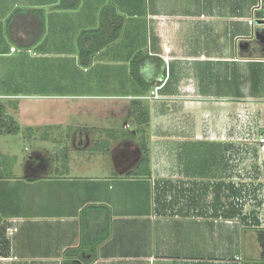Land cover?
Listing matches in <instances>:
<instances>
[{
  "label": "crops",
  "instance_id": "1",
  "mask_svg": "<svg viewBox=\"0 0 264 264\" xmlns=\"http://www.w3.org/2000/svg\"><path fill=\"white\" fill-rule=\"evenodd\" d=\"M94 30L102 33L88 44L106 45L85 65L77 39ZM134 57L136 75L151 69L140 67L141 57L160 63L147 91L130 75ZM97 67L103 80L73 83V68ZM82 100L101 106L73 115V102ZM133 100L148 109L142 126ZM244 107L259 116L264 136V0H0V109L18 126L15 134L0 126V264L197 263L198 206L181 201L169 210L155 197L165 182L177 191L190 186L194 196L201 181L232 179V112ZM122 113L135 141L120 142L112 121ZM77 119L104 120L108 128L90 122L73 129ZM139 136L149 175H142ZM103 137L106 150L97 147ZM203 143L217 151L207 154L201 178ZM102 151L116 168L111 177L72 175L78 163L93 169ZM130 174L140 190L105 187L136 181ZM106 223L107 239L83 246Z\"/></svg>",
  "mask_w": 264,
  "mask_h": 264
},
{
  "label": "rangeland",
  "instance_id": "2",
  "mask_svg": "<svg viewBox=\"0 0 264 264\" xmlns=\"http://www.w3.org/2000/svg\"><path fill=\"white\" fill-rule=\"evenodd\" d=\"M100 70L102 69L97 67L88 72L78 74L75 72V68H73V83L80 82L84 86L86 83H91L95 79H97L99 82L105 77V73L100 72ZM32 102H34V100ZM85 102H87V104H85ZM107 105L110 106L111 104L107 103L106 106ZM80 106L92 109L91 112H93L101 105L99 103L96 104L95 101L86 100L73 102V115L76 112H81V108L79 109ZM244 109L242 108L239 111L238 109H233L232 112V149L231 155H229V159H231L230 165L232 166V179L229 180H231V182L234 183L237 188H240L241 191L238 193L239 195H235L233 198L229 196V198L226 199L225 197L227 195V189L223 188L221 195L224 197L222 202H225L226 208L229 204V201H232L233 199L232 202H234L235 207L241 210V216H244L246 219L241 220L240 217L226 219L223 218L222 215H219V217H214L211 202L213 198V190L215 184L218 181L208 182L205 180L203 182H199L197 185L199 194L198 198L202 196L201 199L204 200L200 203V205H198V211L200 213L199 261L215 258L223 263L233 261L237 264H264V261L260 259V248L256 242L257 233L259 231H264V156L260 158L257 148V140L261 133V126L263 124L262 122H259V118H257L259 116L255 115L252 117L251 114H249V109L245 107ZM90 122L98 123L103 128H108L106 126L108 122L104 120L82 121L77 119L72 121V126L74 129L80 126H87ZM125 123H132V121L129 119L128 113L127 115H125V113L120 115L117 114L112 121L113 126H115L116 129H119L120 133H123L122 138H120V142L135 141V136H133V133L131 132L132 127L126 129ZM206 125L207 122H205V126L203 125V122H201V127H208ZM104 137L101 139L99 138L100 142L97 147L100 150H106L108 148L106 146L107 138ZM141 139L145 140V138L142 136L136 137L135 143L141 152L139 155V160L142 158L144 145ZM216 151L217 150L215 147H212L207 143L200 145L199 167L201 169V178L205 175L203 173L207 171V154L211 152L215 153ZM102 154V157L98 156L96 160L93 159V163H90L93 165V169L83 171L78 167V163L76 165L77 168H74V170L71 172L72 175L79 176L80 173L84 172L82 175L85 177H107L111 171H116L110 154L104 152ZM128 177L134 178L136 181L131 183H120L118 181L121 180L115 179L114 181L112 180L110 183L106 184L105 187L107 188L108 185H110L113 189L111 192L113 193L119 191L120 189H124L126 191L130 190L131 192L140 190L141 187L139 186H141V184L138 182V178L135 177L134 174H130ZM229 180H226L227 183L224 184L230 183ZM188 188H190V186H186L184 190ZM105 195L108 196V193H105ZM185 200L186 199H184V203ZM219 214L221 213L219 212ZM255 221L258 223L257 225ZM195 232L197 233L198 231Z\"/></svg>",
  "mask_w": 264,
  "mask_h": 264
},
{
  "label": "trees",
  "instance_id": "3",
  "mask_svg": "<svg viewBox=\"0 0 264 264\" xmlns=\"http://www.w3.org/2000/svg\"><path fill=\"white\" fill-rule=\"evenodd\" d=\"M120 31V27L115 29V36L107 40L106 43H110L114 39H116L117 34ZM43 30L36 36L35 38H32V41H30L29 45L37 41L40 36L42 35ZM102 32L100 30H94V31H86L82 32L78 39H77V47L79 51V59L83 61V64L88 65L89 60L91 56L96 53L98 50H100L102 47L106 45L105 42H94L92 44H88V41L90 38H94L96 36H100ZM102 36V35H101ZM137 59L134 57L131 61V70L130 75L135 80L137 85L139 86L140 90L147 91L150 86H152L153 81L157 77L159 70H160V63L157 58H149V57H141L137 63H140V67H150V71L147 69L145 72L138 73L137 75L133 71L132 62ZM148 61L151 62V65L148 64ZM131 108L133 110V116H134V122L137 123L139 126H142L143 124H146L149 121V114L148 109L142 105V102L139 100H133L131 102ZM4 119V120H2ZM0 126L2 129H5L7 133L15 134L18 131V126L15 124V122L10 118L5 116L3 110L0 109ZM140 128V127H139ZM139 131L142 132V129L140 128ZM133 133V132H132ZM141 165L143 166V174L142 175H149V169H148V151L145 146H143V153L142 158L140 160ZM141 172V171H140ZM223 188L227 189V195L226 199L233 198L235 195H239L238 193L241 191L240 188H237V186L234 183H228L224 184L223 182H217L215 184L214 190H213V198L211 202L213 215L214 217H219V215L226 219H234V218H241V220H245L246 218L244 216H241V210L237 207H235V204L232 199V201H229V204L227 205V208L225 206V202H222V199L224 198L221 194V191ZM205 189V188H203ZM174 191V192H173ZM205 191V190H204ZM169 197V198H168ZM199 197V194L192 195L191 189L188 188L184 191L176 189L175 185L172 184H166V182L160 186V189L158 190L155 201L157 202V207L162 208H169V209H175V207L181 203L183 206L190 208L191 206L196 207L200 205L201 202L204 200L201 199L202 196ZM184 199L185 203H184ZM181 207L179 206V209ZM219 212L221 214H219ZM105 215V220L106 219ZM106 222V221H105ZM256 225L258 224L257 221ZM109 235V228L108 223L104 225L102 229L99 230L98 235L94 238V242H83V246L90 247V246H97L102 241L106 240ZM256 242L258 243V246L260 248V259L264 261V231H259L257 233ZM195 264H237L233 261L231 262H220L217 259H208V260H202L198 261Z\"/></svg>",
  "mask_w": 264,
  "mask_h": 264
},
{
  "label": "built area",
  "instance_id": "4",
  "mask_svg": "<svg viewBox=\"0 0 264 264\" xmlns=\"http://www.w3.org/2000/svg\"><path fill=\"white\" fill-rule=\"evenodd\" d=\"M260 5L259 3L257 4V6H255V10L256 9H259ZM248 24L249 25H253L254 24V21L253 20H249L248 21ZM11 51H15V48L14 47H11L10 49ZM163 61L165 62V64H168L169 61H170V57L168 56H164L163 57ZM154 98H157V96H154ZM257 148H258V151L260 152L261 155H264V136H259L258 137V140H257Z\"/></svg>",
  "mask_w": 264,
  "mask_h": 264
}]
</instances>
